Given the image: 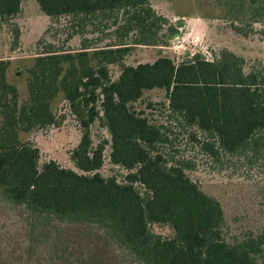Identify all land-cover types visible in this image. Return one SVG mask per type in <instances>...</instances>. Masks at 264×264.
Listing matches in <instances>:
<instances>
[{
    "label": "trees",
    "instance_id": "trees-1",
    "mask_svg": "<svg viewBox=\"0 0 264 264\" xmlns=\"http://www.w3.org/2000/svg\"><path fill=\"white\" fill-rule=\"evenodd\" d=\"M35 1L49 18L81 15L104 20L121 13L124 34L140 36L134 44L158 46L178 36L177 26L156 15L149 0ZM20 4L0 0L1 21L16 17ZM255 15L264 17V10H254ZM158 30L164 31L159 41L152 38ZM234 31L246 36L237 27ZM14 34L19 39L18 27ZM259 37L264 42V30ZM129 48L122 43L97 49L89 57L87 48L70 54L46 46L27 71V98L22 102L16 86L7 81L8 62L0 60V205L23 211L28 235L36 232L41 238L21 243L17 254L5 248L1 264L77 262L46 229L50 222L95 225L139 264H264V258L259 259L264 231L227 243L220 231V203L185 174L186 162L169 166L161 154L153 153L167 142V133L129 109L144 91L162 89L170 114L204 134L203 142L194 139L204 153L264 154V64L246 67L243 57L225 49L211 61L193 55L176 64L159 57L132 67L120 63ZM119 63L120 74L112 81L108 65ZM60 92L81 128L79 143L70 153L79 172L54 161L39 166L38 148L19 139L22 132L59 125L50 105ZM97 120L111 136L110 162L130 171L126 183L99 173L105 143L94 146L90 136ZM136 183L146 190L145 196ZM150 223L168 225L173 237L154 234ZM47 234L50 239H45Z\"/></svg>",
    "mask_w": 264,
    "mask_h": 264
},
{
    "label": "rangeland",
    "instance_id": "rangeland-1",
    "mask_svg": "<svg viewBox=\"0 0 264 264\" xmlns=\"http://www.w3.org/2000/svg\"><path fill=\"white\" fill-rule=\"evenodd\" d=\"M21 2L22 10L17 21L24 36L15 40L17 24L3 22L2 45L7 48L0 56V60L8 62L6 78L8 83L16 86L20 102L27 98V71L46 46H51L52 51L70 54L87 48L89 57H92L97 49L117 48L124 43L130 48L120 63L132 67L153 63L159 57L170 58L176 64L193 55L211 61L225 49L243 57L246 67L257 61L264 64V42L259 37L260 31L264 30V17L254 16V10L260 13L264 10V0H149L155 14L167 19L169 25L175 24L178 30L176 38L158 46L134 44L140 36L136 32L124 34L121 13L104 20L95 16L63 15L50 18L48 23V19L41 16L35 0ZM235 27L246 36L234 31ZM162 30L152 38L161 40ZM89 63L94 66L96 61L91 59ZM120 63L108 65L112 81L120 74ZM166 97L162 89L147 90L129 105L130 111L167 133V142L156 146L153 153L161 154L169 166L186 162L185 174L204 194L220 203L223 211L220 231L227 243L234 244L260 235L264 231V154L231 156L221 152L209 156L195 142H203L204 134L196 127L179 123L168 111ZM50 108L59 125L22 132L19 139L30 141L38 148L39 166L54 161L62 168L79 172L70 160V153L81 138L80 125L61 92ZM97 109L100 110L99 103ZM90 136L94 146L105 143L100 175L126 183L130 171L110 162L111 136L106 127L97 120L90 126ZM134 187L145 196L146 190L140 184L136 183ZM3 208L0 205V257L5 248L17 254L21 243H27L31 238L41 241L36 232L28 235L27 223L22 222L25 220L23 211ZM46 229L68 248L67 255L77 259L73 264H139L95 225L50 222ZM149 229L163 238L173 237L168 225L150 223ZM51 235H45V239H50ZM8 254L12 258L10 252ZM261 258H264V250L259 254Z\"/></svg>",
    "mask_w": 264,
    "mask_h": 264
},
{
    "label": "crops",
    "instance_id": "crops-1",
    "mask_svg": "<svg viewBox=\"0 0 264 264\" xmlns=\"http://www.w3.org/2000/svg\"><path fill=\"white\" fill-rule=\"evenodd\" d=\"M20 10H22V2L20 4ZM41 12V11H40ZM41 16H45L47 19H48V23H49V17H47L46 15H44L42 12H41ZM10 22H15L17 24V27L19 28V31H20V37L24 36V34L22 33L23 32V28L21 26V24L17 21V16L14 17L12 20H10ZM3 21H1L0 19V56L2 55V53L4 52V50H6V46L5 45H2L4 43V39H3V34L4 33L3 31V28H4V25L2 24ZM8 37V35H7Z\"/></svg>",
    "mask_w": 264,
    "mask_h": 264
}]
</instances>
